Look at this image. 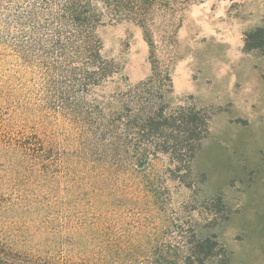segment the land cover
Instances as JSON below:
<instances>
[{"label":"trees","instance_id":"obj_1","mask_svg":"<svg viewBox=\"0 0 264 264\" xmlns=\"http://www.w3.org/2000/svg\"><path fill=\"white\" fill-rule=\"evenodd\" d=\"M188 1L0 0V264L214 262L210 238L196 232L178 244L162 236L168 220L144 228L71 220L76 188L110 185L116 194L123 175L130 188L145 187L152 210L159 191L152 159L188 152L202 126L208 131L190 109H144L134 101L120 115V105L109 113L91 96L118 72L102 54L99 27L130 20L153 52L155 13L181 12Z\"/></svg>","mask_w":264,"mask_h":264},{"label":"rangeland","instance_id":"obj_2","mask_svg":"<svg viewBox=\"0 0 264 264\" xmlns=\"http://www.w3.org/2000/svg\"><path fill=\"white\" fill-rule=\"evenodd\" d=\"M155 14L153 52L130 20L98 28L102 54L118 72L91 96L109 113L120 105V115L134 101L144 109H190L208 131L201 124L188 152L152 159L149 175L159 186L152 210L145 187L130 188L123 175L116 194L110 185L76 188L71 220L140 228L168 220L162 236L170 242L197 232L216 243L206 264H264V0H189L181 12ZM99 196L106 204L95 203Z\"/></svg>","mask_w":264,"mask_h":264}]
</instances>
